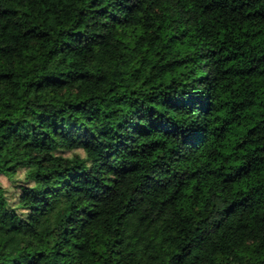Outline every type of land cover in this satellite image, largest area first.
<instances>
[{"label":"trees","instance_id":"obj_1","mask_svg":"<svg viewBox=\"0 0 264 264\" xmlns=\"http://www.w3.org/2000/svg\"><path fill=\"white\" fill-rule=\"evenodd\" d=\"M0 264H264V0H0Z\"/></svg>","mask_w":264,"mask_h":264},{"label":"rangeland","instance_id":"obj_2","mask_svg":"<svg viewBox=\"0 0 264 264\" xmlns=\"http://www.w3.org/2000/svg\"><path fill=\"white\" fill-rule=\"evenodd\" d=\"M0 178H1L2 182L12 191L11 195L14 196V188H13L12 181L10 179L4 177V176H1Z\"/></svg>","mask_w":264,"mask_h":264}]
</instances>
